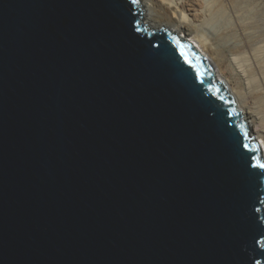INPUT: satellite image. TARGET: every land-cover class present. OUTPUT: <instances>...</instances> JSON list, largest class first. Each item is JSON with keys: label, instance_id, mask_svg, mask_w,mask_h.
Returning a JSON list of instances; mask_svg holds the SVG:
<instances>
[{"label": "water", "instance_id": "1", "mask_svg": "<svg viewBox=\"0 0 264 264\" xmlns=\"http://www.w3.org/2000/svg\"><path fill=\"white\" fill-rule=\"evenodd\" d=\"M261 165L141 0H0V264H264Z\"/></svg>", "mask_w": 264, "mask_h": 264}, {"label": "bare ground", "instance_id": "2", "mask_svg": "<svg viewBox=\"0 0 264 264\" xmlns=\"http://www.w3.org/2000/svg\"><path fill=\"white\" fill-rule=\"evenodd\" d=\"M141 7L148 27L167 28L192 44L212 65L215 77L232 95L250 135L261 145L264 157V69L260 67L264 47L250 48L256 35L234 33L242 26L240 12L224 0H141ZM160 11L169 16L167 22L158 17ZM227 71L231 80L224 77Z\"/></svg>", "mask_w": 264, "mask_h": 264}, {"label": "rangeland", "instance_id": "3", "mask_svg": "<svg viewBox=\"0 0 264 264\" xmlns=\"http://www.w3.org/2000/svg\"><path fill=\"white\" fill-rule=\"evenodd\" d=\"M224 3L226 5L229 4L232 5L241 14L239 18L242 23V26L239 28V30H234V33L240 35L241 31H243V33H247L249 34V36L256 35L255 36L256 40L253 42V46L252 47L250 46V48H253L255 46H257V48L260 46L264 47V0H224ZM167 12L170 13V11L168 10ZM144 17H143V21L145 22ZM158 17L163 22H167L169 16L165 15L162 11H160L158 13ZM155 30H167V28H161ZM188 40L192 42L190 39ZM263 59H264V49L260 55V60H261L260 67L262 68V70L264 69ZM224 77L227 80H231V75L228 73V71L225 73ZM261 78L264 79V75L261 76Z\"/></svg>", "mask_w": 264, "mask_h": 264}, {"label": "snow or ice", "instance_id": "4", "mask_svg": "<svg viewBox=\"0 0 264 264\" xmlns=\"http://www.w3.org/2000/svg\"><path fill=\"white\" fill-rule=\"evenodd\" d=\"M261 167H264V165H261Z\"/></svg>", "mask_w": 264, "mask_h": 264}]
</instances>
